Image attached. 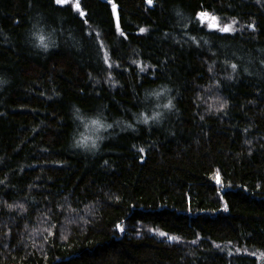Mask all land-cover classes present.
Returning <instances> with one entry per match:
<instances>
[{
    "label": "trees",
    "instance_id": "obj_1",
    "mask_svg": "<svg viewBox=\"0 0 264 264\" xmlns=\"http://www.w3.org/2000/svg\"><path fill=\"white\" fill-rule=\"evenodd\" d=\"M79 6L0 0V264H264V0Z\"/></svg>",
    "mask_w": 264,
    "mask_h": 264
},
{
    "label": "rangeland",
    "instance_id": "obj_2",
    "mask_svg": "<svg viewBox=\"0 0 264 264\" xmlns=\"http://www.w3.org/2000/svg\"><path fill=\"white\" fill-rule=\"evenodd\" d=\"M79 4V0H65V2H60L59 4H62V5H65V4H71V5H73L76 9H79L80 8V6H79V8H77L76 7V4ZM100 127L102 128V130L104 131V132H106L108 129H109V127L108 126H105V125H100ZM100 130V129H99Z\"/></svg>",
    "mask_w": 264,
    "mask_h": 264
},
{
    "label": "snow or ice",
    "instance_id": "obj_3",
    "mask_svg": "<svg viewBox=\"0 0 264 264\" xmlns=\"http://www.w3.org/2000/svg\"><path fill=\"white\" fill-rule=\"evenodd\" d=\"M57 2H58V3H60V2H65V0H57ZM149 3H151V0H149ZM76 7L79 8V4H78V3L76 4ZM203 15H206V14H202V16H203ZM213 19H214V18H213ZM222 30H224V31H228L229 29H228V28H224V29H222ZM45 47H46V45H45ZM162 235H163V233H162Z\"/></svg>",
    "mask_w": 264,
    "mask_h": 264
},
{
    "label": "water",
    "instance_id": "obj_4",
    "mask_svg": "<svg viewBox=\"0 0 264 264\" xmlns=\"http://www.w3.org/2000/svg\"><path fill=\"white\" fill-rule=\"evenodd\" d=\"M116 9V7L114 6V10Z\"/></svg>",
    "mask_w": 264,
    "mask_h": 264
}]
</instances>
